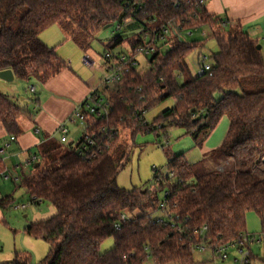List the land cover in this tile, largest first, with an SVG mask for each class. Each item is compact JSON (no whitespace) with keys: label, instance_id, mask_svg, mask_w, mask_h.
<instances>
[{"label":"trees","instance_id":"obj_1","mask_svg":"<svg viewBox=\"0 0 264 264\" xmlns=\"http://www.w3.org/2000/svg\"><path fill=\"white\" fill-rule=\"evenodd\" d=\"M199 2L0 0V72L9 70L14 79L27 83L43 84L63 68L55 50L39 39L41 32L56 24L68 30L74 23L84 31L95 25L120 27L125 22L141 27L131 37H114L106 46L109 52L123 40L133 52L155 39L168 23L182 31L210 30L203 43L168 38L165 44L171 45L166 51L158 46L145 58L144 72H132L105 90L112 106L110 123L120 133L109 150L92 161H83L70 150L53 160L56 167L52 170L42 169L36 161L31 175L10 176L15 185L19 181L31 204L47 203L56 211L23 230L49 244L39 264H145L148 259L154 264H194L191 247L202 241L203 229L209 246L223 245L245 233L246 213L264 215V177L255 173L264 158V59L256 41L225 18L208 13ZM209 40L217 48L207 57L210 71L192 75L186 60L196 54L199 63ZM244 86L261 89L243 92ZM168 99L174 102L172 108L152 122L143 119ZM23 113L0 93V126L8 136L21 135L18 120ZM223 117L229 127L215 150L222 160L217 170L196 176L182 155L168 158L173 179L159 190L171 193L170 212L178 216L180 228L153 223L146 211L157 210V192L126 191L116 185L119 165L114 152L120 138L133 142L137 134L146 133L158 138L160 133L166 135L167 128L182 127L197 142ZM43 149L42 158L54 150L51 143ZM3 170L0 166V173ZM12 201L11 196L0 198V208L6 210ZM133 213L139 215L132 217ZM122 215L125 222H121ZM107 239L113 240V248L100 253ZM14 264L32 263L30 258H17Z\"/></svg>","mask_w":264,"mask_h":264},{"label":"rangeland","instance_id":"obj_2","mask_svg":"<svg viewBox=\"0 0 264 264\" xmlns=\"http://www.w3.org/2000/svg\"><path fill=\"white\" fill-rule=\"evenodd\" d=\"M207 2V1H206ZM69 22V21H65ZM129 22L121 23L120 27L116 25H104L101 27L92 26L89 30H79L78 27L71 23L67 33L75 38L81 45L85 52L96 59L100 65L105 64L104 53L107 52V44L114 37L120 36L122 38L131 37L140 31V26L136 24H129L135 26L134 30L127 29ZM127 29V30H126ZM55 30V29H51ZM207 37V32H203ZM209 39V37H208ZM169 43H164L161 47V51H166L170 47ZM262 46L261 54L264 59V42H259ZM205 50H203V56L208 57L209 52H215L217 50L213 40H209L206 44ZM114 55L120 53L129 54L126 41L119 46H115L111 49ZM136 59L139 63L137 68L138 72H144L147 69L145 65V58L137 55ZM187 66L192 75H196L198 71L199 63L196 60V54H191L187 60ZM208 64L209 62L206 61ZM36 90L34 93H27L26 83L19 79H15L12 83H6L0 80V93L4 96L9 94L8 88L18 87L22 92H26L24 98L29 101L31 97V113L33 108L37 109L34 103L35 99H41L42 83L32 81ZM261 89L260 87H248L244 86L243 92H254ZM237 93H241V90H237ZM10 97H13L12 95ZM9 99L13 103H19L17 98ZM219 98V95L216 96ZM8 98V97H7ZM28 104V102H27ZM174 105L173 100L168 99L156 105L147 114H145V120L149 123L153 119L157 118L161 112L166 109L172 108ZM36 113V112H35ZM34 115V114H32ZM31 115V116H32ZM229 127V121L226 117L220 119L216 127L205 137L200 138L195 142L190 135L186 134V131L182 127H170L166 129V135L160 133L159 137L153 133L137 134L133 142L127 137H121L119 148L114 152V159L119 165V173L116 177V185L118 188L130 191L133 189L147 190L152 185L154 177V169L157 170L163 177L168 176V158L182 155V159L193 167L194 174L196 176L205 175L212 171L217 170L216 166H220L222 160L215 154V150L222 145L224 138L226 137ZM59 138V137H58ZM72 139L71 137L69 138ZM53 145L49 156L41 158L40 154L44 150L41 148L39 152L38 161L42 169L52 170L56 167L53 160L63 156L70 150L74 149V144L70 148L59 144L56 140L50 142ZM36 154V152H33ZM37 159V158H36ZM262 166L259 165V169L256 170L258 177H264V158L262 159ZM18 163L22 167L24 162L22 159L18 160ZM27 168V167H26ZM32 171L33 167L30 166ZM20 173V171H19ZM21 174V173H20ZM21 177V175H18ZM15 179V178H14ZM163 190L157 191V197L159 201L162 199ZM11 196L13 201L10 206L2 213L5 223L0 222V258L9 257L8 261H15L17 258L30 257L32 264H39V262L47 255L49 250V244L43 239H32L23 232L24 228L31 223L44 221L56 214L55 209L47 204L40 203L39 205H33L30 202L29 196L26 191L20 186L19 181L15 185L12 179L4 180L0 179V198ZM24 205V210L18 209L19 206ZM146 213L154 218H160V213L156 210L151 213L149 210ZM139 213H133L131 216H137ZM127 218L131 217L126 215ZM31 242L35 245L31 246ZM32 243V244H33ZM113 248V240L107 239L100 246L99 252L105 253ZM256 253V251H254ZM194 259L197 264H213V256L210 250L206 249L202 252L196 251L194 253ZM145 264H154L152 259H148Z\"/></svg>","mask_w":264,"mask_h":264},{"label":"crops","instance_id":"obj_3","mask_svg":"<svg viewBox=\"0 0 264 264\" xmlns=\"http://www.w3.org/2000/svg\"><path fill=\"white\" fill-rule=\"evenodd\" d=\"M205 7L208 13L225 18L236 25L251 40L258 44L260 41L262 42L264 0H207ZM127 29L134 30L135 26L128 25ZM203 32H207V37ZM208 37H210V30L203 27L193 33L189 43H203L207 41ZM39 39L47 47L55 50L63 68L57 75L42 84L41 99L34 100L37 109L33 108L32 113L31 97L29 101H26L24 98L26 92H22L18 87L8 88L13 97H10L9 94H6V97L17 98L19 103L16 104L24 113L18 120L22 133L13 141H10V136L0 126V151L4 149L5 144H8V148L4 149L3 154L0 153V166L4 168L0 173L2 179H4L2 174L17 178L18 175L29 176L33 173L30 167L26 168L24 165L21 167L18 160L22 159L25 164L31 156H35L38 161L39 154L37 152L45 145L50 144L52 140L61 144L58 138L59 126L66 123L76 107L86 99L90 89L96 87L104 76L103 66L85 52L83 45L67 33V28L65 29L64 25L56 24L49 27L39 34ZM26 86L27 93H31L28 87H34L33 82L26 83ZM34 89L36 90V87ZM66 126L69 129L68 139L70 137L72 139H69L68 145H61L70 148L81 137L84 126L77 123H66ZM40 157L42 158L41 154ZM4 211L0 208V222L2 223H5L2 214ZM245 232L255 238L253 244L249 246L250 264H264V215L260 218L253 212L246 213ZM32 243L31 246L34 247L35 244ZM6 260H9V257L0 258V264H14V261L5 262ZM194 264H197L195 259Z\"/></svg>","mask_w":264,"mask_h":264},{"label":"built area","instance_id":"obj_4","mask_svg":"<svg viewBox=\"0 0 264 264\" xmlns=\"http://www.w3.org/2000/svg\"><path fill=\"white\" fill-rule=\"evenodd\" d=\"M202 6L205 5V0L199 2ZM119 28V27H117ZM203 27H197L191 30L182 31L180 28L168 23L165 27L160 29V33L156 35L155 39L149 40L144 46L138 47L133 52L129 51V54L120 53L114 55L107 51L104 53L105 64L103 65L104 76L99 80L96 87L90 89V92L86 99L76 107L70 117L67 119L68 124H80L84 126V131L81 137L74 145V152L83 161H92L102 155L105 151L110 149V145L113 140L119 136V130L115 129L109 120L112 106L108 99V96L104 93L106 89L111 88L120 82L123 78L132 72L137 71L139 63L136 59L137 55L147 58L151 56L155 47L167 42L168 38L177 37L179 40L189 43L194 32L201 30ZM264 42V36L262 38ZM201 64H199L197 75H203L210 71V65L206 62L207 57L202 56ZM29 92L34 93V87H28ZM145 120V115L144 118ZM147 122V121H146ZM65 124H62L58 128L59 142L64 145L69 144L68 134L69 129ZM14 137H10V141H13ZM8 148V144L4 145V149ZM4 149L0 151L3 154ZM37 161L35 156H31L26 161L24 167H30ZM5 180L11 179L10 175L4 176ZM173 179V173L168 172L167 177H163L161 173L154 169V177L152 185L147 189L150 193L157 192L161 186H167V181ZM161 201L158 202L157 211L160 213V218L154 219L150 215V220L155 224H162L166 226L170 224L171 228H180L178 224V216L170 212V195L167 190H163ZM26 206L21 205L18 209L24 210ZM126 217L121 216V222H125ZM119 229V225L115 226ZM205 229L202 230V241L191 247V253L196 251L210 250L213 256L214 264H250L251 253L249 246L253 244L255 238L248 234H241L237 240L223 244L209 246L204 240Z\"/></svg>","mask_w":264,"mask_h":264},{"label":"water","instance_id":"obj_5","mask_svg":"<svg viewBox=\"0 0 264 264\" xmlns=\"http://www.w3.org/2000/svg\"><path fill=\"white\" fill-rule=\"evenodd\" d=\"M109 26H110V25H108V26H106V27H109ZM256 49L260 51V50L262 49V46L258 44V45L256 46ZM0 80L3 81V82H6V83H12L13 80H14V76H13L12 72L9 71V70H7V71H2V72H0ZM37 167H38V164H36V165L34 166V168H37Z\"/></svg>","mask_w":264,"mask_h":264}]
</instances>
